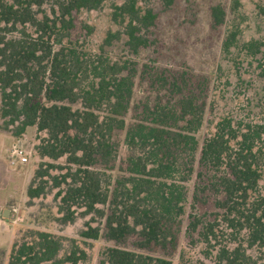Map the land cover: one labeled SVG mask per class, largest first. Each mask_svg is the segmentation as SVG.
I'll use <instances>...</instances> for the list:
<instances>
[{"label":"rangeland","instance_id":"374dc122","mask_svg":"<svg viewBox=\"0 0 264 264\" xmlns=\"http://www.w3.org/2000/svg\"><path fill=\"white\" fill-rule=\"evenodd\" d=\"M65 1L44 0L33 11L38 20L46 17L52 24V29L41 35L52 51L62 48L68 56L78 74L79 92L96 87L99 76L131 78L123 128L115 129L111 138L113 158L107 165L92 166L101 173L109 194L117 182L128 188L141 176L134 172V161L145 165V170L156 165L152 154L156 151L161 156L157 144L141 137L157 126L153 121L157 110L174 113V118L162 121L167 122L166 131L193 138L185 144L167 143L171 150L163 162L170 171L151 177L164 203H171L166 225L172 235L165 248L155 244L138 248V234L121 244L108 240L104 236L108 203L96 204L98 212H87L79 205L64 210L59 193L71 184V179L63 180L61 176L71 173L74 167L65 155L53 160L38 154L36 146L46 132L28 126L23 134L13 136L0 126V264H8L13 244L32 241L37 232H47L60 243L56 256L39 264H99L108 247L161 257L171 264H222L219 251L238 244L252 262H262L264 248L247 246L248 229L240 225L243 219L222 203L225 165L211 167L203 163L200 148L223 118H229L237 128L247 123L264 124V16L258 11L264 0H240L236 9L232 0H172L171 4L167 0H137L141 14L150 8L157 15L154 25L136 33L145 40L137 47L126 34L127 19L114 15L116 6L127 0H104L97 8L74 9L62 16L58 4ZM214 5L221 6L225 14L223 23L212 29L210 8ZM61 19L69 24L61 23ZM231 33L236 37L226 48L224 43ZM38 34L26 23L16 24L5 37L29 39ZM117 66L121 71H116ZM183 98L192 101L199 115V121L191 127L186 123L190 116L175 114ZM70 105L82 108L81 99ZM108 110L105 103L95 112L101 119ZM130 129L139 134L134 143L129 142ZM17 140L29 151V159L25 164L10 165L8 152ZM38 168L47 170L42 179H34ZM40 181L43 193L28 197V187ZM263 187L264 176L250 193L249 206L264 193ZM4 209H8L7 217L3 216ZM88 227L98 228L99 236H82ZM73 252L78 257L75 262L67 258Z\"/></svg>","mask_w":264,"mask_h":264},{"label":"trees","instance_id":"16d2710c","mask_svg":"<svg viewBox=\"0 0 264 264\" xmlns=\"http://www.w3.org/2000/svg\"><path fill=\"white\" fill-rule=\"evenodd\" d=\"M44 0H0V118L1 129L13 136H20L28 126H35L36 131H45L46 136L36 146L41 157L57 159L66 156L67 163L74 167L71 173L61 176L70 177L71 184L59 193L65 211L73 205L85 208L87 212L100 211L96 204L108 203L105 215V234L108 240L121 244L129 236L138 234L141 238L136 245L147 248L152 244L167 247V228L171 203H164L161 191L154 185L151 177H160L170 171L163 162L166 153L171 150L167 143L178 145L189 143L193 139L189 134L171 133L165 130V124L174 118V113L157 110L154 123L141 140L153 139L157 144L155 166L145 170V165L134 161V172L141 175L133 179L130 187L120 181L109 194L103 186L101 173L93 165L107 163L113 158L114 147L112 134L115 129L123 128L124 113L131 94V78L121 75L118 79L109 75L99 76L97 86L80 90L78 74L70 64L62 48L52 51L42 33L52 29L48 19L38 20L33 11ZM104 0H66L58 4L62 16L71 10L94 9ZM172 0H167L171 4ZM240 0H232L236 9ZM114 15L127 19L129 40L137 47L145 43L137 35L141 29L154 25L156 14L147 8L141 14L137 0H127L116 6ZM264 16V2L258 7ZM224 10L219 5L210 8L212 29L224 21ZM69 24L68 20L61 23ZM30 24L40 32L36 38H6V32H12L16 24ZM67 29V28H66ZM1 31L3 33H1ZM236 33H231L225 41L226 48L235 40ZM114 66H111L113 69ZM120 70L117 66L116 71ZM81 99L82 108L73 109L70 104ZM109 106L108 114L99 118L95 110L102 105ZM179 117L184 116L191 127L199 121L196 106L189 98L179 103ZM173 115V116H172ZM159 120H157L158 118ZM128 131L129 142H135L138 133ZM235 140L232 145L231 141ZM200 160L211 167L225 165L227 174L221 178L224 199L222 203L241 219L237 223L248 229L247 246L264 248V193L249 206L250 193L256 190L259 180L264 176V124L247 123L242 128L232 126L229 118L218 122L215 133L206 138L200 148ZM42 165V164H41ZM54 167V165H49ZM47 170L36 169L34 179H42ZM33 180L32 182H34ZM57 183H60L59 181ZM264 190V187H263ZM44 191L40 181L36 186H29L28 197H38ZM161 198V200H160ZM246 207V211L243 209ZM71 219V218H69ZM87 238H97L99 229L88 227L81 232ZM173 237V236H172ZM174 241V240H173ZM60 243L47 232H37V238L29 242L13 244L8 264H39L51 261L57 254ZM222 264H257L252 262L238 244L231 250L222 249L218 255ZM72 262L77 260L75 253L67 256ZM263 261L259 264H264ZM99 264H171L167 259L153 257L120 247H108Z\"/></svg>","mask_w":264,"mask_h":264},{"label":"built area","instance_id":"2783aa9c","mask_svg":"<svg viewBox=\"0 0 264 264\" xmlns=\"http://www.w3.org/2000/svg\"><path fill=\"white\" fill-rule=\"evenodd\" d=\"M29 151L23 146L20 140L11 145L8 152V162L10 165L25 164L29 159ZM13 211H15L13 209Z\"/></svg>","mask_w":264,"mask_h":264},{"label":"water","instance_id":"95a60500","mask_svg":"<svg viewBox=\"0 0 264 264\" xmlns=\"http://www.w3.org/2000/svg\"><path fill=\"white\" fill-rule=\"evenodd\" d=\"M7 214H8V209H4V210H3V216H4V217H7Z\"/></svg>","mask_w":264,"mask_h":264}]
</instances>
